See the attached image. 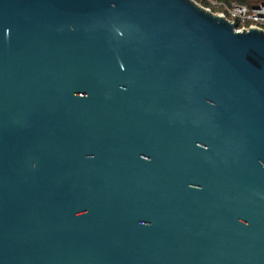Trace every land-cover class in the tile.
I'll list each match as a JSON object with an SVG mask.
<instances>
[{
    "label": "water",
    "instance_id": "95a60500",
    "mask_svg": "<svg viewBox=\"0 0 264 264\" xmlns=\"http://www.w3.org/2000/svg\"><path fill=\"white\" fill-rule=\"evenodd\" d=\"M0 264H264V31L0 0Z\"/></svg>",
    "mask_w": 264,
    "mask_h": 264
},
{
    "label": "built area",
    "instance_id": "2783aa9c",
    "mask_svg": "<svg viewBox=\"0 0 264 264\" xmlns=\"http://www.w3.org/2000/svg\"><path fill=\"white\" fill-rule=\"evenodd\" d=\"M210 7L216 10L215 14L225 18L237 32L256 28L264 31V4L248 7L238 3H225L222 1L208 0ZM212 12V11H211Z\"/></svg>",
    "mask_w": 264,
    "mask_h": 264
},
{
    "label": "trees",
    "instance_id": "16d2710c",
    "mask_svg": "<svg viewBox=\"0 0 264 264\" xmlns=\"http://www.w3.org/2000/svg\"><path fill=\"white\" fill-rule=\"evenodd\" d=\"M214 1H222L225 3H238V4H242L248 7H255L258 6L260 4H264V1L260 2V3H256V4H249L247 0H214ZM195 2H197V4H199L200 6L206 8V7H210V4L208 2V0H195ZM212 12H216V10H214L213 8H211Z\"/></svg>",
    "mask_w": 264,
    "mask_h": 264
},
{
    "label": "rangeland",
    "instance_id": "374dc122",
    "mask_svg": "<svg viewBox=\"0 0 264 264\" xmlns=\"http://www.w3.org/2000/svg\"><path fill=\"white\" fill-rule=\"evenodd\" d=\"M195 1V0H194ZM248 1V3L249 4H256V3H260V2H262V1H264V0H247ZM197 3V2H196ZM212 11V10H211ZM213 13H215V12H213Z\"/></svg>",
    "mask_w": 264,
    "mask_h": 264
}]
</instances>
